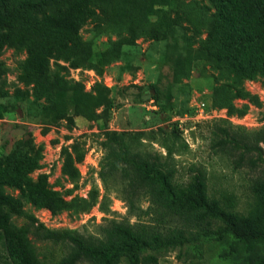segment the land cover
<instances>
[{"label":"rangeland","instance_id":"1","mask_svg":"<svg viewBox=\"0 0 264 264\" xmlns=\"http://www.w3.org/2000/svg\"><path fill=\"white\" fill-rule=\"evenodd\" d=\"M137 3L145 28L131 13L124 16ZM109 5L83 7L84 13L106 11L111 17L109 26L94 16L79 21L78 34L90 43L92 55L54 52L41 81L20 78L19 61L27 49L6 45L0 53L7 67L0 73V163L19 160L27 167L25 186L5 185L17 208L13 222L25 227L34 219L51 230L96 238L112 221L147 232L192 229L186 216L156 209L145 196L130 204L127 179L102 144L108 132L123 133L132 146L163 157L171 144L169 160L178 181L200 169L210 195L247 213L255 204L251 181L258 171L238 166L234 156L213 145L225 131L264 132V77L238 79L215 67L207 47L215 43L208 33L215 11L210 0ZM122 35L133 42L122 44L112 61H102ZM28 236L43 264H58L70 251L67 243ZM219 250L214 240L200 236L161 252L157 264H229ZM0 264H11L1 246ZM119 264H128L127 258Z\"/></svg>","mask_w":264,"mask_h":264},{"label":"trees","instance_id":"2","mask_svg":"<svg viewBox=\"0 0 264 264\" xmlns=\"http://www.w3.org/2000/svg\"><path fill=\"white\" fill-rule=\"evenodd\" d=\"M112 1L0 0V53L6 45L16 46L18 50L27 49L28 55L19 61L20 78L41 81L54 52L92 55L90 43L78 34L79 21L94 16L109 26L111 17L106 11L104 15L93 10L84 13L87 10L83 7H109ZM210 1L215 11L208 33L215 43L207 47L214 57L215 67L231 72L238 79L264 77V0ZM44 7H54L55 11L48 12ZM64 7L67 8L64 10ZM129 13L132 21L147 27L141 19L138 3L124 16L129 17ZM167 30L171 32L166 26V35L170 34ZM156 32L160 33V30ZM132 42L133 37H118L111 43L106 57L101 56L102 61H112L119 55L122 44ZM6 70L0 62V73ZM101 88H97L99 92ZM263 143L262 131L252 136L225 131L213 145L222 153L234 156L238 166L245 165L258 171L251 181L255 204L247 213H241L230 203H223L209 194L202 170L195 169L186 182L178 181L176 169L169 160L173 152L171 144L166 145L163 157L137 149L123 133H106L102 144L109 162L115 166L120 164L122 175L127 179L125 191L130 204L139 196H145L156 209L186 216L193 227L188 231L175 228L147 232L112 221L101 238L87 237L68 229L51 230L42 223L35 224L34 219L25 227L16 226L12 213L17 208L5 185L25 186L27 171L24 170L27 167L19 160L0 163V246L7 252L11 264H43L37 258L29 233L39 239L70 245L69 253L58 264H76L81 260L93 264H119L123 257L127 258L128 264H157L161 252L202 236L220 246L218 256L229 264H264Z\"/></svg>","mask_w":264,"mask_h":264}]
</instances>
